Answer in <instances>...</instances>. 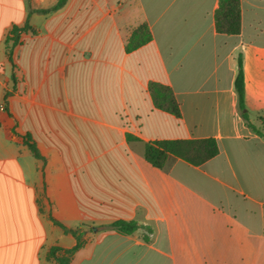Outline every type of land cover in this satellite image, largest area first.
Wrapping results in <instances>:
<instances>
[{"label":"crops","instance_id":"0c3cea01","mask_svg":"<svg viewBox=\"0 0 264 264\" xmlns=\"http://www.w3.org/2000/svg\"><path fill=\"white\" fill-rule=\"evenodd\" d=\"M58 1L0 0V264H58L51 249L77 238L53 220L83 233L70 264H264V0H241L240 35L217 32L219 0ZM143 24L153 40L127 53ZM240 55L263 135L238 108ZM151 82L181 118L155 107ZM183 139L220 152L146 160L148 142ZM121 220L143 228L109 227Z\"/></svg>","mask_w":264,"mask_h":264},{"label":"trees","instance_id":"16d2710c","mask_svg":"<svg viewBox=\"0 0 264 264\" xmlns=\"http://www.w3.org/2000/svg\"><path fill=\"white\" fill-rule=\"evenodd\" d=\"M66 2L67 0H59L54 10H59ZM215 22L218 33L240 35L242 32L241 0H219V5L215 12ZM29 29V26H26L22 29V32ZM22 32L19 28H15L12 31V36H9L7 40L8 54L12 63H14L13 50L20 44ZM152 40L153 35L149 26L143 24L133 30L126 45V52L132 53L150 43ZM235 91L238 96V108L241 116L254 132L263 135V132L250 122V112L245 102L246 82L241 55L238 59ZM149 92L157 109L171 113L176 118H181L180 106L171 87L151 82L149 84ZM27 143L32 152L36 156H39L36 145L32 143L29 138ZM219 152V145L215 139L156 140L147 143L145 157L150 164L158 169H164L172 157L180 158L190 165L199 167L216 157ZM53 221L56 225L64 229L66 233L74 235L77 238V245L67 250H63L59 247L52 248L48 255V260H55L58 264H70L74 254L86 244L83 233L80 230L69 229L58 221ZM109 227L122 235H133L143 228L136 221L124 220L117 221ZM146 229L150 231V228ZM146 240L148 241V238H146Z\"/></svg>","mask_w":264,"mask_h":264},{"label":"built area","instance_id":"2783aa9c","mask_svg":"<svg viewBox=\"0 0 264 264\" xmlns=\"http://www.w3.org/2000/svg\"><path fill=\"white\" fill-rule=\"evenodd\" d=\"M0 111H5V107L4 106H0Z\"/></svg>","mask_w":264,"mask_h":264},{"label":"rangeland","instance_id":"374dc122","mask_svg":"<svg viewBox=\"0 0 264 264\" xmlns=\"http://www.w3.org/2000/svg\"><path fill=\"white\" fill-rule=\"evenodd\" d=\"M21 41V40H20ZM11 46V45H10ZM15 49V48H14ZM13 52H14V50H13ZM14 55V54H13ZM6 111V110H5ZM5 111H1V112H5Z\"/></svg>","mask_w":264,"mask_h":264}]
</instances>
